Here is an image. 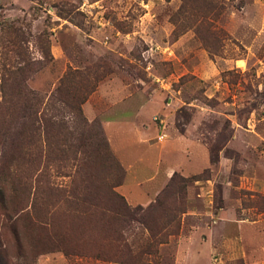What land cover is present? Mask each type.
I'll return each mask as SVG.
<instances>
[{
	"label": "rangeland",
	"instance_id": "obj_1",
	"mask_svg": "<svg viewBox=\"0 0 264 264\" xmlns=\"http://www.w3.org/2000/svg\"><path fill=\"white\" fill-rule=\"evenodd\" d=\"M61 80L93 88L79 112ZM112 191L177 223L153 241ZM126 244L264 264V0H0V264H121Z\"/></svg>",
	"mask_w": 264,
	"mask_h": 264
},
{
	"label": "trees",
	"instance_id": "obj_2",
	"mask_svg": "<svg viewBox=\"0 0 264 264\" xmlns=\"http://www.w3.org/2000/svg\"><path fill=\"white\" fill-rule=\"evenodd\" d=\"M93 90L92 87L86 88L81 94L80 97L78 95L76 96L75 91L73 89H70L69 86L64 84V80H61L59 85L56 87L55 91L51 94L52 98H57L60 101L66 102L65 100L70 98V103L66 102L68 106L72 108L73 111H80V103L88 96V94ZM176 177L175 174L172 175L171 181L174 180ZM189 179L187 178H180V181L182 182V188L186 186V182ZM113 197L115 199L119 200V205L117 207H113L112 210L115 211L116 214L119 215L121 219H134L138 222H141L147 230L149 231V235L152 237L153 241H157L160 243L161 235L164 233L169 232L167 226H169L173 221L177 223V218L175 220V217L173 219H168L165 215L163 216V219L161 218V221L156 223H153L151 225L150 222V216L152 212L156 209V207H159L162 205V198H157L152 204H149L146 208H142L141 206H135L131 207L129 206L124 198L120 196L119 194L115 192H111ZM183 211V210H182ZM121 214L124 216H121ZM125 244V242H124ZM124 244L122 246H124ZM124 258L120 261L121 264H124L126 260H124L126 257L132 260L137 261V264H149L148 259L145 257L146 254H151V250H144L143 248L133 247L132 245L129 246L126 244Z\"/></svg>",
	"mask_w": 264,
	"mask_h": 264
},
{
	"label": "crops",
	"instance_id": "obj_3",
	"mask_svg": "<svg viewBox=\"0 0 264 264\" xmlns=\"http://www.w3.org/2000/svg\"><path fill=\"white\" fill-rule=\"evenodd\" d=\"M133 174H135V173H133ZM133 178V177H132ZM125 190L126 189H128V191H129V187H128V185H125V187H123ZM130 198V197H129Z\"/></svg>",
	"mask_w": 264,
	"mask_h": 264
},
{
	"label": "built area",
	"instance_id": "obj_4",
	"mask_svg": "<svg viewBox=\"0 0 264 264\" xmlns=\"http://www.w3.org/2000/svg\"><path fill=\"white\" fill-rule=\"evenodd\" d=\"M162 138H163V135H160V136H159V139H162Z\"/></svg>",
	"mask_w": 264,
	"mask_h": 264
}]
</instances>
